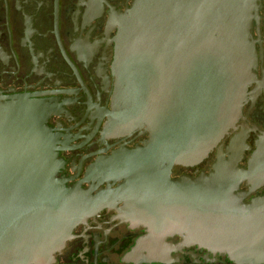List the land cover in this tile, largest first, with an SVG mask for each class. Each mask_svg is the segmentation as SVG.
<instances>
[{"label":"water","instance_id":"1","mask_svg":"<svg viewBox=\"0 0 264 264\" xmlns=\"http://www.w3.org/2000/svg\"><path fill=\"white\" fill-rule=\"evenodd\" d=\"M246 3L135 0L115 21L111 119L148 132L123 170L131 220L254 258L264 252V215L235 211L228 177L170 179L174 164L202 160L240 115L255 63ZM47 116L37 100L0 98V264H50L90 213L89 193L57 177Z\"/></svg>","mask_w":264,"mask_h":264},{"label":"flooded vegetation","instance_id":"2","mask_svg":"<svg viewBox=\"0 0 264 264\" xmlns=\"http://www.w3.org/2000/svg\"><path fill=\"white\" fill-rule=\"evenodd\" d=\"M134 1L0 0V98L25 96L43 105L57 177L92 202L50 264H264V252L234 257L185 232H152L131 220L123 170L148 132L114 126L111 113L115 21ZM246 2L255 63L240 115L202 160L174 164L170 179L218 171L230 179L236 212L264 215V0Z\"/></svg>","mask_w":264,"mask_h":264}]
</instances>
